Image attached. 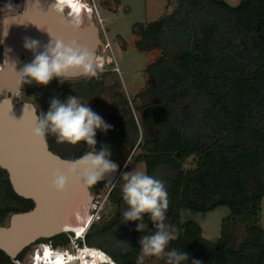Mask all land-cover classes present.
Returning a JSON list of instances; mask_svg holds the SVG:
<instances>
[{
	"label": "trees",
	"instance_id": "obj_1",
	"mask_svg": "<svg viewBox=\"0 0 264 264\" xmlns=\"http://www.w3.org/2000/svg\"><path fill=\"white\" fill-rule=\"evenodd\" d=\"M112 2L105 5L116 11L120 0ZM167 6L172 9L156 20L133 27L137 49L160 50L146 68L148 86L138 94L140 122L121 78L111 69L64 83L53 79L47 86L21 85L20 94L34 101L39 116L47 113L53 97L63 102L77 96L97 114L104 106L110 109L99 114L112 127L106 133L97 130L95 148L107 145L122 167L132 151L140 150L137 159L145 162L146 174L166 187V219L179 233L167 251L189 253L185 264L193 259L201 264H264V0L237 5L169 0ZM3 16L0 9V38ZM47 139L66 158L89 150L83 142L57 143L52 134ZM104 186L99 181L91 189ZM108 199L115 205L114 216L104 225L92 223L85 243L103 249L117 264H137L139 242L154 225L147 215L140 221L148 226L142 232L136 230L138 222L124 223L127 205L121 187L113 186ZM222 205L232 214L223 219L216 241L203 236L197 221L181 220L182 209L212 211ZM33 206L14 191L8 172L0 167V225H7L12 213ZM70 238L63 232L37 242L66 245ZM30 248L16 259L0 249V264H17Z\"/></svg>",
	"mask_w": 264,
	"mask_h": 264
},
{
	"label": "water",
	"instance_id": "obj_2",
	"mask_svg": "<svg viewBox=\"0 0 264 264\" xmlns=\"http://www.w3.org/2000/svg\"><path fill=\"white\" fill-rule=\"evenodd\" d=\"M53 2L25 0L24 8L20 7L2 19L0 96L7 93L0 100V167L8 172L14 191L34 202L31 209L12 213L9 223L0 225V249L12 259L39 239L67 232L69 229L65 228V222L69 211L83 197H95L91 187H86L75 177H69L63 193L54 190L53 172L58 168L66 172L64 161L71 158L53 151L47 137L42 140L33 136L35 118L39 116L34 101L16 102L12 98V94L21 89L17 84V72L34 59L33 53L23 47L25 37L40 41L38 51H42L43 45L49 42L47 31L66 42L77 40L91 49L95 56L103 44L99 27L82 26L73 32L65 25L64 18L50 9ZM111 159L119 166L118 170L100 180L109 191L123 169L119 161Z\"/></svg>",
	"mask_w": 264,
	"mask_h": 264
},
{
	"label": "clouds",
	"instance_id": "obj_3",
	"mask_svg": "<svg viewBox=\"0 0 264 264\" xmlns=\"http://www.w3.org/2000/svg\"><path fill=\"white\" fill-rule=\"evenodd\" d=\"M66 7L70 9L67 15H65ZM50 9L62 16L65 25L73 32L79 31L84 26L85 16L89 21L91 20V10L83 13L74 0H54ZM47 32L50 39L46 45H43L42 51H38L41 48L39 40L24 38L23 47L33 53L34 59L17 72L18 85L47 86L53 79L64 83L76 76L97 77V58L91 49L75 39L66 42ZM111 127L88 106V103L81 102L77 96H70L63 102L53 97L47 113L42 112V116L35 118L32 129L35 138L43 140L48 134H52L56 137L57 143L78 145L83 142L89 147L82 156L64 161L66 172L59 168L53 172L52 187L57 193L65 191L69 177H75L90 188L105 179L106 175L110 176L118 170L119 166L111 159V151L107 145L102 146L98 151L95 148L97 130L106 133ZM123 178L125 183L122 186V198L127 205V209L122 213L124 223L138 222L136 230L142 232L148 226L140 221H143L147 215L156 229L154 234L142 236L137 264H144L148 257L162 255H166V264H185L189 259V253L177 249L166 251L169 243L177 239L179 233L174 226L165 223L169 200L164 183L143 171L125 173ZM82 211L87 215V208ZM80 240L81 238L78 239ZM102 263L108 264L106 261ZM192 264H201V262L193 259Z\"/></svg>",
	"mask_w": 264,
	"mask_h": 264
},
{
	"label": "rangeland",
	"instance_id": "obj_4",
	"mask_svg": "<svg viewBox=\"0 0 264 264\" xmlns=\"http://www.w3.org/2000/svg\"><path fill=\"white\" fill-rule=\"evenodd\" d=\"M105 1L106 0H91L93 5L96 4L98 11L103 18V24L100 23L99 18L95 16L94 12L93 16L91 15V20H93L94 24L100 29H105V34L102 33L101 36L104 41H106L107 37L112 47V51L104 46L99 47L97 54L100 55L105 62L99 64L97 70L101 69L103 64L108 68L116 66L119 67L120 72H115H117L121 78L135 117L138 122H140L142 107L138 94L147 88L149 77L146 73V68L151 61L160 56V50L154 49L150 51H141L137 49L135 46L136 34L133 31V27L135 23L146 24L150 21L156 20L164 12L170 11L172 7L167 6L169 0H120V3L115 5L117 10L112 11L111 8L105 5ZM110 1L111 4H113V0ZM226 1L231 5H237L240 2V0ZM23 6L24 0H0V9L4 15L13 13L20 7L23 8ZM65 12L67 14L68 10H65ZM0 51H2L1 38ZM107 59H109V61H107ZM6 93L7 92L0 96V100L6 95ZM12 98L16 102L23 100L20 92L13 93ZM81 102L83 101L81 100ZM90 104L91 103H88L89 107ZM109 111L110 109L104 106L99 110L98 114L105 112L109 113ZM139 152V149L131 152L127 161L124 163L123 169L114 186H119L122 189V186L125 183L123 178L125 173H134L136 171L147 172L145 162L137 159ZM190 163L191 159L188 160L186 167ZM108 192L109 189L106 186H104V188L92 189V193L95 196L93 203L96 204V207L92 210V216L87 227L90 228L92 223L104 225L114 216L115 205L108 199ZM261 206V222L264 228V196L262 198ZM231 214V209L224 205L219 206L212 211L182 209L181 220L197 221L203 228V236L208 240L216 241L221 236L223 219ZM165 223L170 225L167 219ZM242 230L243 228L241 231ZM155 231L156 229L153 227L150 234H154ZM67 232L70 233L72 237L75 235L69 230ZM41 243L45 242H36L31 245V248L23 257V264H30L32 262L33 252L37 247L41 246ZM77 244H79V246H83V244H80V241L75 243L70 238L67 246L72 251H76ZM166 259V255H162L160 257H148L145 259L144 264H166Z\"/></svg>",
	"mask_w": 264,
	"mask_h": 264
},
{
	"label": "bare ground",
	"instance_id": "obj_5",
	"mask_svg": "<svg viewBox=\"0 0 264 264\" xmlns=\"http://www.w3.org/2000/svg\"><path fill=\"white\" fill-rule=\"evenodd\" d=\"M80 7L83 13H88L90 11V15L93 16V9L90 3H87V0H74ZM68 12L70 9H66ZM85 27H94L95 24L93 20H88L87 16H85ZM96 207V204L93 203L92 197H83L80 201H78L73 208L69 211L68 218L65 222V228L69 230H73L75 234V238H81L84 233L88 229V222L92 216V210ZM87 208V215L83 214V209ZM79 234L80 236H77ZM74 237V236H73ZM103 252V251H102ZM101 251H98L97 247L94 249L87 245V247H80L79 251L74 252H66L64 256H59L55 259V256L51 254L50 251L47 252L40 260L37 261L36 264H101L103 261L107 262L104 254ZM77 261V262H76ZM32 261L30 264H33Z\"/></svg>",
	"mask_w": 264,
	"mask_h": 264
},
{
	"label": "built area",
	"instance_id": "obj_6",
	"mask_svg": "<svg viewBox=\"0 0 264 264\" xmlns=\"http://www.w3.org/2000/svg\"><path fill=\"white\" fill-rule=\"evenodd\" d=\"M87 3H90V5H91V7H92V9H93V12H94V14H95V16L97 17V18H99V21H100V23H102L103 24V18L101 17V15H100V13H99V11H98V9H97V6H96V4L95 5H93L92 3H91V0H87ZM24 6H25V0H24ZM24 6H23V8H24ZM100 29V28H99ZM104 32H106L105 31V29L103 30V29H100V33L102 34H105ZM102 37V36H101ZM102 40H103V44L101 45V46H104L105 48H107V49H110L111 51H112V47H111V43L108 41V39H107V37H106V41H104V39H103V37H102ZM101 46H99V47H101ZM99 49V48H98ZM98 49H97V51H98ZM96 58H97V64L99 65V64H102L103 62H105L104 60H103V58L100 56V55H98L97 54V56H96ZM107 61H109V59H107ZM106 65H104L103 64V66H102V68L101 69H111V70H114V71H118V72H120V69H119V67L118 66H116V67H113V68H108V67H105ZM90 226V225H89ZM89 228V227H88ZM88 230V229H87ZM87 232V231H86ZM86 232L84 233V235L81 237V240H82V242H83V246L82 247H87V244L85 243V234H86ZM73 234H74V232H73ZM75 236V235H74ZM78 239L79 238H73V237H71V240L72 241H74L75 243L78 241ZM45 243H41V246L40 247H37L35 250H34V252H33V255H32V261L34 260V262H33V264H36L37 263V261L38 260H40V258H42L48 251H50L51 252V254L52 255H54L55 256V259H57L59 256H64L65 255V253L67 252H74V251H72L68 246H67V244L66 245H54L51 241H44ZM89 246V245H88ZM81 246H79V244H77L76 245V251H78L79 250V248H80ZM91 247V246H90ZM94 249H96V247H93ZM98 249V251H103L102 253L104 254V258L105 259H107L108 261V264H117L116 262H115V260L112 258V256L109 254V253H107L106 251H104L103 249H101V248H97ZM16 262H17V264H23V262L22 261H19V260H16ZM77 262V261H76ZM101 264H104V263H101Z\"/></svg>",
	"mask_w": 264,
	"mask_h": 264
},
{
	"label": "flooded vegetation",
	"instance_id": "obj_7",
	"mask_svg": "<svg viewBox=\"0 0 264 264\" xmlns=\"http://www.w3.org/2000/svg\"><path fill=\"white\" fill-rule=\"evenodd\" d=\"M66 9H68V7H66Z\"/></svg>",
	"mask_w": 264,
	"mask_h": 264
},
{
	"label": "snow or ice",
	"instance_id": "obj_8",
	"mask_svg": "<svg viewBox=\"0 0 264 264\" xmlns=\"http://www.w3.org/2000/svg\"><path fill=\"white\" fill-rule=\"evenodd\" d=\"M47 254V253H46Z\"/></svg>",
	"mask_w": 264,
	"mask_h": 264
}]
</instances>
